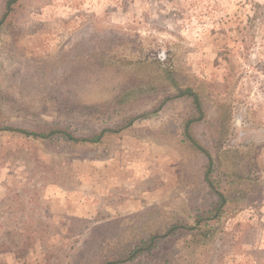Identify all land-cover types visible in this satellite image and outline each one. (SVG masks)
I'll return each instance as SVG.
<instances>
[{
	"label": "rangeland",
	"instance_id": "1",
	"mask_svg": "<svg viewBox=\"0 0 264 264\" xmlns=\"http://www.w3.org/2000/svg\"><path fill=\"white\" fill-rule=\"evenodd\" d=\"M186 87L228 201L197 235L129 264H264V0H19L0 33L6 125L89 132L139 118L85 145L0 130V264H92L107 244L207 212Z\"/></svg>",
	"mask_w": 264,
	"mask_h": 264
},
{
	"label": "trees",
	"instance_id": "2",
	"mask_svg": "<svg viewBox=\"0 0 264 264\" xmlns=\"http://www.w3.org/2000/svg\"><path fill=\"white\" fill-rule=\"evenodd\" d=\"M18 4L19 0H4V12L0 16V33L2 29L11 24V20L16 12ZM177 96L190 99L194 108L193 114L188 118L184 125V137L189 144L200 152L206 159L202 177L208 188L214 194L215 200L212 203V206L207 210V212L198 214L193 225L178 222L171 224L163 234L156 232L149 237L141 236L138 240L130 241L129 243L119 241L112 243L111 245L107 244V247L104 243H102L97 247H106L107 250L96 262H93L92 264H129L140 255L144 254L146 256H153L160 239L177 235L184 230L192 232L193 235H197L199 232L203 231L202 228L204 225L219 219L222 215L228 201L227 197L224 192L217 187L213 179L212 173L214 159L210 150L194 133V125L202 122L206 117L201 96L199 92L191 87L178 88ZM3 116L4 114L0 107V130H13L27 137H33L45 141L62 140L74 145L102 142L107 135L116 134L125 128L131 127L139 118V116H129L120 123L101 126L100 128L89 132H81L77 129H73L59 123H53L48 129L43 131L13 127L6 125L5 122L2 121Z\"/></svg>",
	"mask_w": 264,
	"mask_h": 264
}]
</instances>
